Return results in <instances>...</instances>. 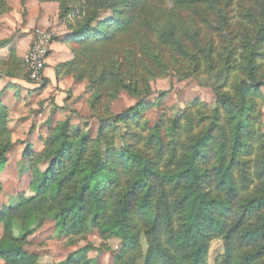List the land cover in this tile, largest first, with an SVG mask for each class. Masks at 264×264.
<instances>
[{
  "label": "rangeland",
  "instance_id": "rangeland-1",
  "mask_svg": "<svg viewBox=\"0 0 264 264\" xmlns=\"http://www.w3.org/2000/svg\"><path fill=\"white\" fill-rule=\"evenodd\" d=\"M36 2L31 10L27 5L18 11L11 7L0 16V41L7 42L0 48V89L6 87L0 147L12 144L6 163L0 166V207L17 206L20 194H36L34 186L65 139L68 154L60 155L63 164L59 173L64 180L62 190L73 189L92 165L98 147L94 142L101 125L97 116L117 115L141 103L139 114L105 129V143L113 147L106 164L112 170L116 151L126 146L125 140L132 144V151L146 155L147 135L154 129L164 131L161 137L166 141L177 139L175 133L167 134L163 122L170 123L182 111L188 115L186 142H194L214 127L216 110L224 113V108L213 88L203 82L234 94L238 81L247 75L264 79V0H208L182 7L175 5V0H150L137 6L130 0ZM41 29L52 34V43L43 78L34 81L26 55ZM254 56L257 59L252 63ZM244 119L249 132L243 139L246 149L240 154L244 163L233 170L238 191L237 196L230 195L234 202L230 210L236 225L241 224V217L251 215L250 211L254 215L239 226V233L246 235L264 220V87L249 94ZM83 138L88 140L81 157ZM154 139L151 137L155 143ZM212 144L211 140L204 148L212 159H204L200 166L218 176ZM165 153H170L168 147ZM152 167L161 173L177 168ZM73 168L76 174L69 178ZM122 170L119 175L110 174L120 185L104 197L107 216L114 214L117 194L133 179L134 171ZM49 212L38 209L16 221L13 237L0 224V245L16 244L37 254L32 264L60 263L87 244L98 248L90 252L97 264H112L114 253L124 246L121 238H104L100 230L62 237L51 218L35 227L32 217ZM130 224L141 242L131 255L144 264L146 226L135 216L130 217ZM24 228L33 229L27 238L21 235ZM263 247L261 240L254 252ZM224 249L221 238L211 240L209 262ZM0 264L10 263L0 257ZM258 264H264V256Z\"/></svg>",
  "mask_w": 264,
  "mask_h": 264
},
{
  "label": "trees",
  "instance_id": "trees-1",
  "mask_svg": "<svg viewBox=\"0 0 264 264\" xmlns=\"http://www.w3.org/2000/svg\"><path fill=\"white\" fill-rule=\"evenodd\" d=\"M27 1L21 0L23 7ZM149 1L130 0V3L137 6L146 5ZM206 1L208 0H175V5L182 7ZM10 9L6 0H0V16L2 12ZM6 46V41H0V48ZM256 59L257 56L251 58L252 63ZM1 76L0 74V80ZM203 83L213 88L221 108H224V113L216 110L214 127L208 128L204 136L197 137L192 143L185 141L188 115L182 111V114L175 120H170V123L163 122L167 134L175 133L177 139L172 137L166 141L161 137V133L165 132L154 129L152 135H147L150 140L146 155L132 151V144L125 140L126 146L116 151L117 161L110 170L106 161L113 152V147L105 143L108 142L104 138L105 129L125 121L131 115L139 114L141 103L139 101L117 115L106 118L97 116L101 125L99 137L94 141L98 147L91 160L92 165L88 166L73 189L63 191L64 180L60 178L59 170L63 164L60 155L68 154L65 139L53 154L48 170L34 186L36 194H20L17 206L0 207V224L6 233L13 237L12 228L15 222L31 215L33 211L51 210L49 213L32 217L35 227H39L46 218H51L62 237L100 230L104 238L116 236L124 242L123 248L114 253L112 264H138L135 256L131 255L141 247L139 235L133 231L130 224V217L135 216L146 226L148 249L144 264H258L264 256V247L256 252L254 248L264 240V220L261 225H257V230L247 232V236L240 234L239 226L254 215L251 211V215L244 213L247 215L241 217L240 225H236L233 222L234 213L230 210L234 204L230 201V195L234 193L237 196L238 191L235 187L234 166L244 163L240 154L246 149L243 139L249 132L248 123L244 119L248 97L251 92H258L264 87V79L249 74L238 81L234 94L220 90L214 83ZM5 90V86L0 89V126L4 122L5 113L2 111L5 105ZM216 131L218 134H214ZM151 137L156 139L155 143ZM87 140L83 138L81 141V157ZM211 140V153H214L216 158L218 176L200 166L204 159H212L204 150ZM11 147L10 142L0 147V166L6 163ZM167 147L170 153L166 156ZM171 165L177 168L163 173L152 167ZM122 169L126 172L134 171L133 179L128 180L126 189L117 194L113 202L114 214L107 216L104 197L107 193H113L120 185L119 180L112 179L110 174L119 175L124 172ZM75 171L73 168L68 177L75 175ZM262 203L260 200V205ZM32 231V228H24L21 235L27 238ZM215 238L224 241L225 249L210 263V241ZM97 249L96 246L87 244L71 252L64 261L57 264H97L96 259L90 256V252ZM0 257L10 264H32L38 259L37 254L28 252L16 244L0 245Z\"/></svg>",
  "mask_w": 264,
  "mask_h": 264
},
{
  "label": "built area",
  "instance_id": "built-area-1",
  "mask_svg": "<svg viewBox=\"0 0 264 264\" xmlns=\"http://www.w3.org/2000/svg\"><path fill=\"white\" fill-rule=\"evenodd\" d=\"M52 34L48 30H38L26 55L30 78L40 81L43 78L44 65L51 49Z\"/></svg>",
  "mask_w": 264,
  "mask_h": 264
},
{
  "label": "crops",
  "instance_id": "crops-1",
  "mask_svg": "<svg viewBox=\"0 0 264 264\" xmlns=\"http://www.w3.org/2000/svg\"><path fill=\"white\" fill-rule=\"evenodd\" d=\"M12 1H14L13 3H12ZM38 2V1H37ZM36 2V0H29V1H27V3H26V5H27V7L29 8V10H31V9H33L34 8V5H35V3H37ZM44 4V3H43ZM43 4H41V5H43ZM7 5L11 8V7H14V10L15 11H18V10H20L21 9V7H23V5H22V2H21V0H8V2H7ZM37 5V4H36ZM53 49V48H52ZM49 70V69H48ZM50 71H54V69L53 68H50ZM48 74H50V72L48 73Z\"/></svg>",
  "mask_w": 264,
  "mask_h": 264
}]
</instances>
